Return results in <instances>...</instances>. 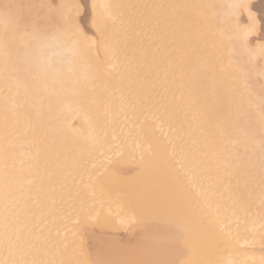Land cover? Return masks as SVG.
Returning <instances> with one entry per match:
<instances>
[{
  "label": "bare ground",
  "instance_id": "6f19581e",
  "mask_svg": "<svg viewBox=\"0 0 264 264\" xmlns=\"http://www.w3.org/2000/svg\"><path fill=\"white\" fill-rule=\"evenodd\" d=\"M0 264H264V0H0Z\"/></svg>",
  "mask_w": 264,
  "mask_h": 264
}]
</instances>
